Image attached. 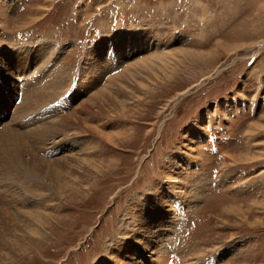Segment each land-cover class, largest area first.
I'll use <instances>...</instances> for the list:
<instances>
[{"label":"rangeland","instance_id":"374dc122","mask_svg":"<svg viewBox=\"0 0 264 264\" xmlns=\"http://www.w3.org/2000/svg\"><path fill=\"white\" fill-rule=\"evenodd\" d=\"M150 30L135 56L115 54L123 32ZM262 41L264 0H0V56L20 65L0 71V131L15 137L0 164L22 151L0 175V264H139L124 248L139 206L157 209L163 248L141 264H264ZM163 49L181 53L87 103L106 74Z\"/></svg>","mask_w":264,"mask_h":264},{"label":"bare ground","instance_id":"6f19581e","mask_svg":"<svg viewBox=\"0 0 264 264\" xmlns=\"http://www.w3.org/2000/svg\"><path fill=\"white\" fill-rule=\"evenodd\" d=\"M153 32H155L156 33V31H153V30H150L149 32H146L147 34H145L144 32H143V34H141L140 33V31L139 32H136V31H134V32H128V33H125V32H123L122 33V35H120L119 37H117L116 38V42L117 41H119V45H117V47H116V45H115V54H118V55H120L119 53L120 52H129L130 54H132V56H135V53H134V51L136 50L137 51V49L138 50H142L143 49V47H142V44H139V43H141V41H145V39H142L141 40V38L140 39H137L136 38V36L137 35H147L148 37H152L153 35H152V33ZM130 36V37H129ZM131 36H132V38L134 37V40H132V38H131ZM141 37V36H140ZM147 37V38H148ZM153 38V37H152ZM135 40H136V42H135ZM105 41H106V39H105ZM167 42V41H166ZM106 43V42H105ZM132 43V44H131ZM259 43V42H258ZM98 44L99 45H95V48L93 49V51L95 52V54H96V52L99 50V48H101V46L102 47H104V41H100V42H98ZM113 44L114 43H112L111 45L113 46ZM123 44L124 45H126L127 44V48H125V47H123ZM139 44V45H138ZM136 45H138V46H136ZM259 46L262 48V47H264V42L262 41V43H259ZM136 47H137V49H136ZM152 47H157V45L156 44H154ZM259 47V48H260ZM107 47H105V49H106ZM182 48V47H181ZM183 49V48H182ZM171 50V49H170ZM170 50L169 49H163V50H161V52H160V54L159 53H153V52H151L150 54H148L147 53V55H142V56H137V57H135L136 59V61H133V62H130V59L129 60H127L126 62H127V64H126V67L124 68V69H122L121 70V72L120 73H117V74H115V75H113V76H110L109 74L110 73H108V74H106V72H105V74H106V76H105V80L103 81V83H102V85H101V88L96 92H93L92 94H91V96H90V98H88V100H87V103H90L91 105L92 104H95V105H97V104H99V106H100V102L102 103V101H100L99 103H98V101L99 100H103L104 99V95L103 94H105L106 95V93H109L108 95H110L112 92L114 93V91H118L119 89H120V87H121V89L122 88H124V86H121L122 84H123V82L121 81L122 79L124 80V78H130V79H132V81L134 80L132 77H135L136 76V74L137 73H139L140 71H142V70H144V71H149L150 70V73L152 72V70H154V69H156L157 67H158V65L161 67V65H167V64H169V60H171V59H173V57H175L176 55H178V53H181V50H176L175 52H170ZM172 50H174V49H172ZM159 52V51H158ZM185 52V51H184ZM183 52V56L184 57H186L187 55H190V54H192L190 51H187L186 50V53H184ZM105 53H107V52H105ZM105 53H104V55L103 54H100L99 55V58H100V60H104V58H105ZM134 53V54H133ZM47 54L50 56L51 55V53L50 52H43V56H42V59L41 60H44V61H46V58L48 57L49 58V56H47ZM201 54V53H200ZM98 55V54H97ZM166 55H168V56H170L171 57V59L168 57V56H166ZM175 55V56H174ZM27 56V55H26ZM123 56V55H122ZM129 56V55H128ZM53 57V56H52ZM47 58V59H48ZM92 58V57H91ZM12 59V58H11ZM20 59H22L21 61H23L24 63H29V62H31L30 60V57H22V58H20ZM87 59L88 60H91L90 59V56L88 57L87 56ZM97 59V58H96ZM95 59V60H96ZM40 59L38 60V62H40L41 61ZM126 60V59H125ZM132 60H134V59H132ZM5 62V64L4 65H2V62ZM43 61V62H44ZM173 61V60H172ZM38 62H36L37 63V65H38ZM100 64L99 66H97V67H95V70H98V69H100V67L102 66V65H104L105 63H106V59L104 60V64L103 63H101L100 61H99V59L98 60H96L95 62H93V63H91V65L92 64H94V65H97V64ZM112 63H114V62H112ZM21 65H22V62H21ZM90 65V64H89ZM111 65V64H110ZM20 65L18 64H16V65H14V67H12V65H11V62L10 61H8V58L6 59H3L1 56H0V71L2 70H4V69H7V70H9V69H12V71L13 72H15V70L14 69H19L18 67H19ZM112 66V65H111ZM110 66V72H111V70H114L112 73H114V72H117L118 71V68L119 67H111ZM40 67V66H39ZM90 67V66H89ZM14 68V69H13ZM117 68V69H116ZM165 68V67H164ZM34 69V68H33ZM40 69V68H39ZM38 69V70H39ZM166 69V68H165ZM35 70V69H34ZM52 70V69H51ZM59 71V70H58ZM218 71H220L219 69H218ZM218 71H216V73L218 72ZM4 72V71H3ZM19 72V71H18ZM38 72V71H37ZM6 73V72H5ZM4 73V74H5ZM20 73V72H19ZM26 73H27V71H26ZM31 73V72H30ZM143 73V72H142ZM35 74V73H34ZM91 74H92V72H91ZM23 75V74H22ZM33 75V74H32ZM49 75V74H48ZM47 75V76H48ZM102 75V74H101ZM139 75V74H138ZM137 75V76H138ZM61 76V75H60ZM59 76V77H60ZM93 76V75H92ZM211 76V75H210ZM210 76H206V77H204L199 83H202V81L204 80V79H208V78H210ZM6 77V76H5ZM23 77V76H22ZM63 77V76H62ZM100 77V76H99ZM102 77V76H101ZM7 78V77H6ZM50 78V77H49ZM55 78H58V77H55ZM21 79V78H20ZM24 79V78H23ZM27 79H28V77H27ZM4 80V79H3ZM10 80H12V77H11V75L8 77V81L9 82H11ZM58 80V79H57ZM103 79H101V81H102ZM125 81V80H124ZM31 82V81H30ZM29 83V82H28ZM50 83V82H49ZM52 83V82H51ZM204 83V82H203ZM37 84V83H36ZM35 83H34V85H36ZM53 84H55V83H53ZM57 84V83H56ZM56 84H55V86H56ZM197 84V83H196ZM95 85V84H94ZM199 85V84H198ZM66 86V85H65ZM193 86H195V85H193ZM25 88V87H24ZM190 88L191 87H189V88H187L186 90H183V91H181V92H177V94L174 96V99L176 100V99H179V97H180V95H184L185 93H187V91H189L190 90ZM52 89H53V87H52ZM192 89V88H191ZM26 90V89H25ZM56 90V89H55ZM54 90V91H55ZM124 90V89H123ZM27 91V90H26ZM56 92V91H55ZM53 93V92H52ZM58 93V92H57ZM116 93V92H115ZM54 94H52L51 96H53ZM113 94H111V96H112ZM30 97V93L28 94V98ZM48 97L49 98H51L49 95H48ZM48 97H47V100H48ZM28 98H26V99H23V101H21V104H20V102H19V104H20V108H22L21 110H24L25 108H26V104L25 103H27V99ZM46 100V99H45ZM46 100V101H47ZM0 101H2L1 100V98H0ZM106 101V100H105ZM104 101V102H105ZM176 101H178V100H176ZM41 103V102H40ZM44 103H45V101H44ZM118 103V102H117ZM25 104V105H24ZM105 104H106V102H105ZM118 104H121V102L120 103H118ZM110 105V104H109ZM22 106V107H21ZM43 106V105H42ZM41 106V107H42ZM99 106H97V107H99ZM105 106H108L107 104L105 105ZM23 107H24V109H23ZM39 107V106H38ZM44 107V106H43ZM108 107H110V106H108ZM25 111V110H24ZM74 113V112H73ZM70 114V113H69ZM53 116V115H52ZM64 116H65V114H64ZM73 117V116H72ZM69 118V117H68ZM81 118V117H80ZM87 118H88V116H87ZM64 119V118H63ZM62 119V120H63ZM53 120L54 121H56L54 118H53ZM65 120H67V119H65ZM58 121V120H57ZM64 121V120H63ZM75 121V120H74ZM79 121V120H78ZM77 121V122H78ZM28 122V121H27ZM81 122V121H80ZM49 125H51V124H49ZM82 125H83V128L85 127L86 129H88L90 132H91V128H90V124L89 125H87L86 123H85V121L84 122H82ZM37 126H39V125H36V127ZM43 126V125H42ZM41 126V124H40V126L39 127H42ZM45 126V125H44ZM35 127V129L37 130V128ZM38 127V128H39ZM79 127V126H78ZM92 127V126H91ZM51 128V127H50ZM93 128V127H92ZM40 129V128H39ZM38 129V130H39ZM62 129V128H61ZM255 129V131H256V129H257V126H256V124H253L251 127H250V132H252L253 130ZM2 131H0V141H1V144L0 145H2L4 142H7V143H9L8 141H11L12 140V138H15L14 136H13V133L12 132H10V130H13V127H11V128H3V129H1ZM35 130V131H36ZM41 130V129H40ZM45 130V129H44ZM52 130H53V128H52ZM84 130V129H83ZM87 130V131H88ZM94 130H95V127H94ZM94 130H92V131H94ZM46 131V130H45ZM18 132V131H17ZM27 132H28V134H30V133H32V130L31 129H29V130H27ZM27 132L25 131L24 132V134H27ZM37 132V131H36ZM52 132H56V131H52ZM19 133V132H18ZM20 133H21V131H20ZM38 133H39V131H38ZM101 133V132H100ZM44 134V133H43ZM19 135H21V134H19ZM40 135V134H39ZM42 135V134H41ZM45 135V134H44ZM107 135H110V134H105V136L107 137ZM24 136V135H23ZM27 136V135H26ZM31 136V135H30ZM43 136V135H42ZM22 137V136H21ZM25 138V137H24ZM28 138V137H27ZM18 139H21V138H18ZM27 140V139H26ZM17 141V143H18V140H15V142ZM29 141V140H28ZM28 141H26L25 143H26V145H28L27 144V142ZM33 142V141H32ZM52 142V141H51ZM6 143V144H7ZM20 144V143H19ZM24 144V143H23ZM15 145V144H14ZM17 145V144H16ZM22 146V145H21ZM25 146V145H24ZM26 147V146H25ZM2 148H4L5 150L4 151H9L10 150V148L7 146V147H5V144H4V146L2 147ZM16 148V147H15ZM18 148H19V145H18ZM17 148V150H19ZM34 148V147H33ZM22 149V148H21ZM31 150V149H30ZM3 151V152H4ZM21 152L22 151H17L16 152V156L14 157V158H9L8 160H7V162H5V163H3V162H1V164H0V169H3L4 170V174H0L1 176H3V177H5V175L6 174H9V172L12 170V169H14L15 167H14V165H16V164H18V160H19V158H18V155H20L21 154ZM25 152V151H24ZM23 152V153H24ZM8 152H6V154H7ZM4 154V153H3ZM28 154V153H27ZM15 155V154H14ZM69 155H72V154H69ZM29 157V156H28ZM40 157V156H39ZM70 157H72V156H70ZM33 158V157H32ZM75 158V160H76V163H78V162H82V163H84L83 161L85 160L84 158H82L81 156H78V158L77 157H74ZM42 159V158H41ZM72 159V158H71ZM31 160V159H30ZM44 160V159H43ZM51 161V160H50ZM73 161H74V159H73ZM88 162V161H87ZM26 163H27V161H26ZM82 163H81V165H82ZM4 164V165H3ZM42 166V165H41ZM16 167H17V165H16ZM28 166H26V168H27ZM30 167V166H29ZM29 167L27 168V170L26 171H24V174L26 175V176H33V173H32V171L29 169ZM77 167H79V166H77ZM81 167V166H80ZM25 168V166L24 167H22V169H26ZM96 168V167H95ZM17 169V168H16ZM40 169V168H39ZM71 169V168H70ZM86 169V168H85ZM94 169V168H93ZM74 170V169H73ZM90 170V169H89ZM96 170V169H95ZM175 170V169H174ZM99 172V170H96V172ZM22 172V171H21ZM56 175V174H55ZM97 175V174H96ZM28 176V177H29ZM79 176V175H78ZM77 176V177H78ZM88 176V175H87ZM80 177V176H79ZM82 177V176H81ZM6 178V177H5ZM7 180V179H6ZM88 180V179H87ZM91 180V179H90ZM94 180V179H93ZM89 181V180H88ZM95 182V181H94ZM86 183H88V182H86ZM91 183V185H92V182H90ZM163 196H164V194H163ZM165 197V196H164ZM158 199L159 200V197H156V194H152V199ZM159 202L160 203H162L163 202V207L164 208H166V206H169V207H171L172 208V210L173 211H175L176 212V210H175V207H172L171 206V204L169 205V204H164V201L163 200H159ZM177 205V204H176ZM175 205V206H176ZM180 206V205H179ZM139 208H141V209H138L137 211H136V213H134V216L132 215V217H131V225L129 224V226H132V227H137V228H135V229H133V231L131 232V231H129V235L127 236L128 237V239H127V244H125V246H124V248H127V249H129V248H134L135 249V251L138 253L137 255H139L142 259H138L139 260V264H141L142 262H144V261H147V259H149V257L148 256H145V258H144V256H143V254L145 253V251H147V249H152L153 248V250H155V251H157L158 249H160V248H162L161 247V242L159 241V239H160V236H159V233H161V228L159 227L158 228V230L156 229V219L154 218V212L157 210V209H154V210H152V208H149L148 209V207H146V206H139ZM35 214V213H34ZM27 215H29V214H27ZM174 215H176V214H174ZM36 216H38V215H36ZM33 217V216H32ZM36 219H39V217L38 218H36ZM38 222V221H37ZM173 222L174 221H172L171 222V224L169 225V226H167V227H164V229L166 230V231H169L170 232V230H172L173 228H175L174 227V225H173ZM178 222V221H177ZM129 230V229H128ZM127 230V231H128ZM165 237V236H164ZM166 239V238H165ZM137 244V245H136ZM139 244V245H138ZM119 245V244H118ZM164 247V246H163ZM145 249V250H144ZM163 249V248H162ZM151 253H152V251H151ZM138 257V256H137ZM131 259H133V260H137V258H135L134 256H132L131 257ZM134 261V262H135Z\"/></svg>","mask_w":264,"mask_h":264},{"label":"built area","instance_id":"2783aa9c","mask_svg":"<svg viewBox=\"0 0 264 264\" xmlns=\"http://www.w3.org/2000/svg\"><path fill=\"white\" fill-rule=\"evenodd\" d=\"M238 110V109H237ZM236 111V110H235ZM241 111V110H240ZM231 116H234L233 113H231ZM227 120V119H226ZM214 121V120H213ZM222 125V124H221ZM223 126V125H222ZM233 134V133H231ZM230 134V136H231ZM211 136V137H210ZM209 143L212 144V147H214V141L211 138H219V137H226L227 132L225 130H221V128L217 129L216 131H213V134L210 135Z\"/></svg>","mask_w":264,"mask_h":264},{"label":"crops","instance_id":"0c3cea01","mask_svg":"<svg viewBox=\"0 0 264 264\" xmlns=\"http://www.w3.org/2000/svg\"><path fill=\"white\" fill-rule=\"evenodd\" d=\"M234 109L236 110V108L234 107ZM235 110H233V111H235Z\"/></svg>","mask_w":264,"mask_h":264}]
</instances>
